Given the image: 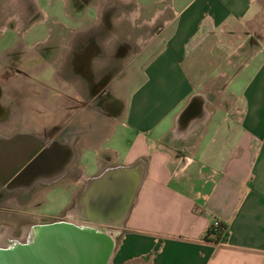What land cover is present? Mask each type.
Listing matches in <instances>:
<instances>
[{"label":"crops","instance_id":"0c3cea01","mask_svg":"<svg viewBox=\"0 0 264 264\" xmlns=\"http://www.w3.org/2000/svg\"><path fill=\"white\" fill-rule=\"evenodd\" d=\"M110 1L169 18L145 61L117 72L122 91L113 93L115 119L100 120L99 132L41 134L57 139L76 162L62 185L75 207L67 212L89 220L81 202L90 181L126 169L141 180L115 229L109 264H264V38L257 36L264 32V0H171L152 7ZM98 28L73 26L66 40L57 29L50 75L44 56L34 57L59 106L74 108L64 100L89 99L91 81L110 78L93 68L99 46L90 34ZM215 220L226 226L218 240L206 238Z\"/></svg>","mask_w":264,"mask_h":264},{"label":"rangeland","instance_id":"374dc122","mask_svg":"<svg viewBox=\"0 0 264 264\" xmlns=\"http://www.w3.org/2000/svg\"><path fill=\"white\" fill-rule=\"evenodd\" d=\"M137 2L145 7H152L155 4L163 6L171 3V0H137ZM91 3H97V10L90 5ZM40 4L49 13L48 17L41 13L35 15L31 1L5 0L4 5L0 6V47L18 46L20 48L23 44L28 47L20 53L13 54L5 51L1 54L3 57L11 56L12 59L9 69L0 71V82L5 87L2 103L8 104L11 110L6 116L4 125L0 124V134L10 136L13 132H28L34 135L52 136L59 133V136L65 137L68 134L74 135L78 130H88L89 127H92V131L99 132L100 120L105 117L115 119L119 112L118 100L115 99L118 95L113 94L116 90L122 91L119 81L115 78L117 72L122 67H124V73L135 71L138 67L136 62L139 60L141 65L145 61L146 57L153 52L155 43L159 41L160 29L169 15H154L153 10L147 12L145 9L141 10V14H136L137 6L133 2L122 4L109 0L104 5L100 0H82L81 2L69 0L68 7L73 13L70 18L66 15L68 12L66 10L69 9L65 6L64 0H41ZM102 8L104 9L101 10ZM131 12L135 15L133 16ZM76 14L84 16V21L81 16H75ZM4 17L9 20L7 25ZM55 21L71 26H81L83 23L90 22L99 23L102 26L98 28V31L90 34L94 43L99 46L93 68L97 69L99 77L108 73L110 78L93 79L91 81L93 94L89 99L86 96L85 99H77L75 102L64 100L66 105L68 102L75 104V109L72 108L73 106L69 109L68 105L59 106L51 95L50 78L37 75L39 70L33 67L37 65L34 57L44 56L45 69L49 75L52 71L53 65L48 64L51 54L48 50L52 48L53 36L57 35L55 29L58 25ZM71 30L72 27L62 31L63 39L66 40L72 34ZM257 36L263 39L264 32L257 33ZM36 44L39 47L33 48ZM0 65L3 64L0 63ZM106 103H110L111 106L105 107ZM193 105L191 110L195 112L198 104L195 102ZM183 118L185 119V116ZM75 127L77 129H74ZM87 155V162L93 164L94 156L88 153ZM65 183L66 181L62 180L39 193L35 197L39 200L38 205H32L31 210L35 209V213L44 217L59 215L67 209L69 212L75 210L72 205L66 208L70 198L63 189L62 185ZM11 209L20 210L25 207L14 206ZM3 216L4 214L0 212V239L11 226L9 220H3ZM66 220L89 228H103L116 240L114 232L117 226L111 223L90 221L69 213ZM39 225L41 224L25 225L24 233L16 239L23 237L31 240L30 233Z\"/></svg>","mask_w":264,"mask_h":264},{"label":"flooded vegetation","instance_id":"af4514ba","mask_svg":"<svg viewBox=\"0 0 264 264\" xmlns=\"http://www.w3.org/2000/svg\"><path fill=\"white\" fill-rule=\"evenodd\" d=\"M25 1H31L34 5L32 11L35 15L40 13L44 15L43 12L46 10L41 6V0ZM79 1L81 2L82 0ZM4 2L5 0H0V6H3ZM67 2L69 6V0ZM90 5L97 10V3H91ZM68 9L72 15L71 8L68 7ZM75 16L80 17L81 15L76 14ZM3 19L7 25L9 20L6 17ZM55 22L58 25L55 31L59 28L65 30V28L69 29L73 27L59 23L58 21ZM93 26H100V24L93 23ZM38 47L39 45L37 44L33 46V48ZM25 49V47L19 48L18 46L0 47V63L3 64L0 65V71L9 69L12 59L11 56L3 57L1 54L5 51L13 54L20 53V51ZM58 50L57 46H53L48 50L51 52L48 64L53 65L56 62ZM70 52H73V47L65 50L67 55ZM25 59H28V57L26 56ZM4 93L5 87L0 82V121L6 120L9 111V106L2 103ZM110 103L117 105L114 102ZM4 110L6 111L4 112ZM19 134L12 133L10 136H0V212L4 214L3 220H9L11 223L8 231L0 239V246L2 247L17 244L23 245L29 242L30 240L23 237L18 240L16 239L22 236L24 226L29 223H40L43 225L56 221L69 222L66 220L68 216L67 210L59 215L44 217L35 213V209L31 210V206L38 205L39 200L35 199V197L47 189V187L49 188L51 185L62 180L71 179L75 161H71L70 155L61 149L63 147L59 145L57 139H50L46 135ZM14 206L25 207V209H11Z\"/></svg>","mask_w":264,"mask_h":264},{"label":"water","instance_id":"95a60500","mask_svg":"<svg viewBox=\"0 0 264 264\" xmlns=\"http://www.w3.org/2000/svg\"><path fill=\"white\" fill-rule=\"evenodd\" d=\"M67 154V153H66ZM141 175L126 169L93 178L83 194V210L91 221L118 226L134 198ZM25 244L0 246V264H109L116 240L101 229L73 222L39 225Z\"/></svg>","mask_w":264,"mask_h":264},{"label":"trees","instance_id":"16d2710c","mask_svg":"<svg viewBox=\"0 0 264 264\" xmlns=\"http://www.w3.org/2000/svg\"><path fill=\"white\" fill-rule=\"evenodd\" d=\"M225 229H226V226L224 224H222L221 222L218 225V227H216V228L210 226L208 231H207L206 238H211V235H214L215 238H212V239L218 240V239L223 237V235L225 233Z\"/></svg>","mask_w":264,"mask_h":264},{"label":"bare ground","instance_id":"6f19581e","mask_svg":"<svg viewBox=\"0 0 264 264\" xmlns=\"http://www.w3.org/2000/svg\"><path fill=\"white\" fill-rule=\"evenodd\" d=\"M82 216H83V217H86V218H91L90 215H89V213H88L87 211H85V210L82 212ZM31 235H32V236H31V237H32L31 240H32V239L34 238V236H35V232H34V233L32 232ZM9 245H10V244H9ZM11 246H12V245H11Z\"/></svg>","mask_w":264,"mask_h":264},{"label":"built area","instance_id":"2783aa9c","mask_svg":"<svg viewBox=\"0 0 264 264\" xmlns=\"http://www.w3.org/2000/svg\"><path fill=\"white\" fill-rule=\"evenodd\" d=\"M220 224V222L218 221V220H215L214 222H213V224L211 225V227H218V225ZM211 238H215V236L214 235H211Z\"/></svg>","mask_w":264,"mask_h":264}]
</instances>
